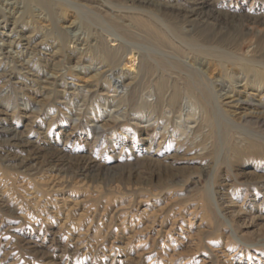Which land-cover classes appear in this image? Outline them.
I'll return each mask as SVG.
<instances>
[{
    "label": "rangeland",
    "instance_id": "obj_1",
    "mask_svg": "<svg viewBox=\"0 0 264 264\" xmlns=\"http://www.w3.org/2000/svg\"><path fill=\"white\" fill-rule=\"evenodd\" d=\"M39 1L0 0V264H264V0ZM197 61L204 123L155 97Z\"/></svg>",
    "mask_w": 264,
    "mask_h": 264
},
{
    "label": "bare ground",
    "instance_id": "obj_2",
    "mask_svg": "<svg viewBox=\"0 0 264 264\" xmlns=\"http://www.w3.org/2000/svg\"><path fill=\"white\" fill-rule=\"evenodd\" d=\"M41 1V0H40ZM39 1V2H40ZM42 4V3H41ZM17 5V4H16ZM46 5V4H45ZM150 5V4H149ZM12 6V5H11ZM47 6V5H46ZM159 6V5H158ZM52 7V6H51ZM15 8V7H14ZM201 9V8H200ZM199 9V10H200ZM193 10V9H192ZM187 11V10H186ZM195 11H188V12H184L185 13V16L184 18L187 19V18H191L193 15L196 16V17H200V19L203 18V15L201 13H194ZM206 12V11H205ZM3 13V12H2ZM5 13V12H4ZM182 13V12H181ZM203 13V12H202ZM1 15V14H0ZM209 15V14H207ZM205 20H206V16H204ZM183 19V18H182ZM192 19V18H191ZM208 19V18H207ZM194 20V18H193ZM202 21V22H206V21ZM186 21V20H185ZM197 21V20H196ZM54 23V22H53ZM136 28H137V33L136 34H141V36L143 37H146L148 38V36L144 33L143 34V31H150L149 28H147L146 25H144L142 22H139L137 21L136 22ZM202 25V24H201ZM135 28V29H136ZM194 29V26L192 27ZM117 30L118 31H122V28L120 27H117ZM136 31V30H135ZM192 32V31H191ZM73 35V34H72ZM78 35V34H77ZM77 35L74 33V35L72 36L73 39L69 40L66 38V42L67 41H71L73 43H78L80 41V39L77 37ZM118 35V34H117ZM131 35V34H130ZM122 36V35H121ZM67 37V36H66ZM124 40H127L129 41L131 39L130 36H126V35H123L122 36ZM27 38V37H26ZM60 38V37H59ZM65 38V36L63 37ZM96 38V37H95ZM94 38V39H95ZM101 38V37H100ZM99 37H97L95 40H94V43H95V47H98L99 49L102 50L103 54H105L108 62L113 65V64H116L117 60L119 61V49L118 48L116 51H112V50H109V51H106L104 50V44L102 42V40L100 39ZM205 38V37H204ZM129 39V40H128ZM206 41L209 42L210 40V36H206ZM21 40H25V38H13L12 36L9 38V42L8 44L6 45L7 47H12V46H17L19 44V42ZM117 40V39H116ZM61 41V39H60ZM63 42V41H62ZM66 42H64L63 44H65ZM120 43V42H119ZM60 44V43H59ZM118 44V43H117ZM155 44V46L159 49H162V50H165V52L167 54H174V55H178L180 53V49H178V47H175V46H172L168 41H166V44L161 42V43H153ZM120 46V44H118ZM62 46V45H61ZM179 46V45H178ZM60 47V46H59ZM122 47H123V44H122ZM125 47V46H124ZM182 48V47H181ZM126 49V47H125ZM124 49V50H125ZM130 50V49H128ZM127 50V51H128ZM123 51V49H122ZM126 51V50H125ZM60 52V51H59ZM83 52V51H82ZM81 52V53H82ZM124 52V51H123ZM132 52V51H131ZM7 52H4V49H0V55H3L6 54ZM18 54H20L21 52L18 51L16 52ZM80 53V54H81ZM182 53H185V52H182ZM180 53L179 56L182 54ZM22 54V53H21ZM126 54V52H125ZM31 55V54H30ZM166 55V54H165ZM183 55V54H182ZM167 56V55H166ZM169 56V55H168ZM174 57V56H172ZM176 57V56H175ZM181 57V56H180ZM19 58V57H18ZM119 58V59H118ZM168 59V57H167ZM181 59V58H180ZM185 59V58H184ZM183 59V60H184ZM173 60V59H172ZM167 62V61H166ZM179 62V61H178ZM181 62V61H180ZM182 63V62H181ZM184 64V63H183ZM196 69L192 70L189 72V75L188 77L184 78V79H181L180 76L171 71V68L172 67H169V68H166V71H170L166 77L165 76H160L157 81H156V96L157 99L161 102V103H165L166 104V109L168 108L169 110H177L179 111L180 113H182L184 111V107L181 106V101L183 100V95L186 96V98L188 99V103L189 104V109L193 110L194 111V114L191 116V117H195V112L196 110L198 109H201L205 112V119L203 120L201 118L200 120V123H204V122H207L208 120H211L213 119L212 118V110H211V102H212V95L209 91V87L207 88V86H205L203 84V81H204V78L202 76V73L200 72V68L202 66V62L201 61H197L196 63ZM172 66V65H170ZM186 66V65H185ZM167 67V65H166ZM114 68L110 66V69H108L110 71V75L107 77V80L109 81V83H111L110 81L111 80H115V81H118V79H120L119 76H117V74L114 72L113 70ZM174 69V68H173ZM175 70V69H174ZM167 71V72H168ZM177 71V70H176ZM178 72V71H177ZM6 73V72H5ZM179 73V72H178ZM157 75V74H156ZM185 77V76H184ZM148 77L146 78V81H148ZM145 81V80H144ZM151 81V80H149ZM20 83V82H19ZM115 83V82H113ZM132 82L131 83H128V84H123V82L121 83V85L117 86L118 85V82H116L114 84V88H122L125 90H128L129 88H133L132 87ZM217 86H220L222 87V83H216ZM149 85V84H148ZM91 87H87V90H86V94L84 96H82V102L85 101L86 99V95L88 94V92H90ZM121 93V92H120ZM213 103V102H212ZM212 106V105H211ZM115 108V109H114ZM113 109V111H118L119 110V106H115ZM149 108V107H148ZM213 108V107H212ZM163 109V108H162ZM214 109V108H213ZM150 112V111H149ZM215 113V112H214ZM148 115V114H147ZM187 116H190L189 114ZM216 116V114H215ZM200 118V116L198 117ZM197 118V120H198ZM97 130V129H96ZM149 224V223H148ZM133 230V229H132Z\"/></svg>",
    "mask_w": 264,
    "mask_h": 264
}]
</instances>
